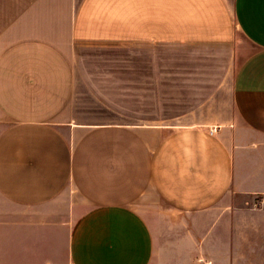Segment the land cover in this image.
I'll use <instances>...</instances> for the list:
<instances>
[{
	"label": "crops",
	"instance_id": "1",
	"mask_svg": "<svg viewBox=\"0 0 264 264\" xmlns=\"http://www.w3.org/2000/svg\"><path fill=\"white\" fill-rule=\"evenodd\" d=\"M262 194L264 0H0V264H264Z\"/></svg>",
	"mask_w": 264,
	"mask_h": 264
},
{
	"label": "built area",
	"instance_id": "2",
	"mask_svg": "<svg viewBox=\"0 0 264 264\" xmlns=\"http://www.w3.org/2000/svg\"><path fill=\"white\" fill-rule=\"evenodd\" d=\"M254 206L257 208L264 207V194L256 198Z\"/></svg>",
	"mask_w": 264,
	"mask_h": 264
},
{
	"label": "rangeland",
	"instance_id": "3",
	"mask_svg": "<svg viewBox=\"0 0 264 264\" xmlns=\"http://www.w3.org/2000/svg\"><path fill=\"white\" fill-rule=\"evenodd\" d=\"M155 124H160V123H162V122H154ZM263 195V194H262ZM261 196V195H260Z\"/></svg>",
	"mask_w": 264,
	"mask_h": 264
}]
</instances>
